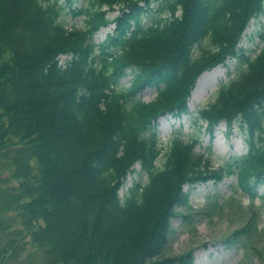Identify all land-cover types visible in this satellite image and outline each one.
Segmentation results:
<instances>
[{
  "label": "trees",
  "instance_id": "16d2710c",
  "mask_svg": "<svg viewBox=\"0 0 264 264\" xmlns=\"http://www.w3.org/2000/svg\"><path fill=\"white\" fill-rule=\"evenodd\" d=\"M80 2L0 0V264H193L191 251L165 255L190 189L234 177L264 201V47L239 46L264 0ZM65 12L83 26L65 28ZM231 59L238 76L194 123L245 127L247 152L213 169L197 138L160 147L158 120L186 115L199 77ZM136 164L147 181L121 198Z\"/></svg>",
  "mask_w": 264,
  "mask_h": 264
},
{
  "label": "rangeland",
  "instance_id": "374dc122",
  "mask_svg": "<svg viewBox=\"0 0 264 264\" xmlns=\"http://www.w3.org/2000/svg\"><path fill=\"white\" fill-rule=\"evenodd\" d=\"M85 1L81 0L78 5L84 4ZM154 5L156 6V3ZM117 15L118 10L115 8L107 17L113 19ZM60 21L67 29L83 26L82 17H73L66 12L62 13ZM113 29V24L102 28L94 41H103L106 34ZM260 34L263 38H260ZM239 46L251 51L248 52L251 57L264 47V12L250 21ZM65 59L66 57L62 56L60 64ZM239 70L238 60L231 59L224 66L203 73L191 92L188 113L180 118L164 117L158 120L159 146L167 148L176 132H180L184 141L197 138L199 144L196 152L205 154L210 147L213 169L224 165L232 157L244 155L247 152L245 127L242 129L238 124H234L227 128L221 123L212 133H207L204 130L205 124L194 123L198 111L213 102L218 89L235 79ZM128 80L129 77L121 81L123 87L129 86ZM154 97L155 91L152 89L145 90L140 96L145 102L151 101ZM161 163L162 158L156 162L157 166ZM9 176L7 170L0 171V190L9 186L3 182L9 179ZM146 181V175L136 164L119 191V196L123 198L133 183L145 184ZM184 190L188 191V187L185 186ZM263 190L264 187L260 188L258 193L261 194ZM177 210L179 215L171 223L172 230L166 256H178L191 251L194 257L193 264H264V201L249 200L238 190L234 177L225 178L218 184L208 182L195 186L189 190L188 206ZM248 224L249 228L245 234L237 237L234 243L226 244V240Z\"/></svg>",
  "mask_w": 264,
  "mask_h": 264
}]
</instances>
